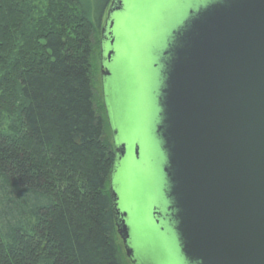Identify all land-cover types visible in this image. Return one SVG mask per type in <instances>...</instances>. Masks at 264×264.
<instances>
[{
  "label": "water",
  "instance_id": "obj_1",
  "mask_svg": "<svg viewBox=\"0 0 264 264\" xmlns=\"http://www.w3.org/2000/svg\"><path fill=\"white\" fill-rule=\"evenodd\" d=\"M155 1L138 3L149 9ZM202 3L180 0L179 9L161 14L156 28L164 26L168 35L149 49L158 60L155 134L164 157L162 205L153 204L150 223L161 232L166 217L161 234L173 235L183 264H264V0ZM130 4L112 0L101 30L104 102L116 155L110 194L126 257L162 264L161 253L160 261L134 250L130 215L114 186L123 162L133 154L140 160L138 144L131 152L119 142L129 119L111 70ZM186 11L169 31L168 23Z\"/></svg>",
  "mask_w": 264,
  "mask_h": 264
},
{
  "label": "trees",
  "instance_id": "obj_2",
  "mask_svg": "<svg viewBox=\"0 0 264 264\" xmlns=\"http://www.w3.org/2000/svg\"><path fill=\"white\" fill-rule=\"evenodd\" d=\"M111 2L0 0V264H126L92 64Z\"/></svg>",
  "mask_w": 264,
  "mask_h": 264
},
{
  "label": "rangeland",
  "instance_id": "obj_3",
  "mask_svg": "<svg viewBox=\"0 0 264 264\" xmlns=\"http://www.w3.org/2000/svg\"><path fill=\"white\" fill-rule=\"evenodd\" d=\"M40 1L42 2V0ZM131 1L130 12L121 17L122 23L117 34L118 36L121 34V38L124 39L117 47V62L111 67V70L115 78L114 85L118 86L120 98L127 104L126 120L129 119L127 126H123L121 129L119 142L126 143L131 152L138 144L140 160H137L134 154L132 157H128L120 167L114 186H117L124 197L121 208L130 215L129 225L134 234V250H141V252H145L146 256H151L152 259L156 257L160 261L162 255V264H183L178 258L173 235L161 234L158 227L150 223L151 207L154 203L162 205L160 190L164 157L155 134L156 91L159 79V73L155 66L158 60L155 56L150 55L149 49L159 38L163 40V37L168 35L167 30L164 33L166 29L163 28L164 26L156 28L159 16L165 12L168 13V10L179 9L180 0H156L149 9L140 7L139 0H125V3L128 4ZM205 1L201 0L203 3ZM138 13L143 16L139 17ZM106 15L107 12L104 15L103 24ZM186 16L187 11L182 17L169 22L168 30L175 28ZM154 29L158 32L156 33ZM159 32L161 35L158 34ZM101 38L102 35L99 34L97 36L99 46L95 49L92 60L93 80L97 106L100 113L106 117L105 111L102 110L104 108V87L101 71ZM145 113H149L148 117L143 116ZM106 137L114 145L115 150V141L109 125ZM153 185L156 186L155 189H153ZM125 263L131 264L127 257Z\"/></svg>",
  "mask_w": 264,
  "mask_h": 264
},
{
  "label": "flooded vegetation",
  "instance_id": "obj_4",
  "mask_svg": "<svg viewBox=\"0 0 264 264\" xmlns=\"http://www.w3.org/2000/svg\"><path fill=\"white\" fill-rule=\"evenodd\" d=\"M110 7V6H109ZM109 9V8H108ZM105 22V21H104ZM103 26H104V24L102 25V28H103ZM102 68H103V66H102V63H101V71H102ZM163 218V220H164V223H165V221H166V217L165 216H163L162 217ZM160 223H161V232H163V233H165V230H166V225L164 224V223H162L161 221H160ZM129 261H130V263L131 264H136V262L138 261V260H134L135 261V263L133 262V260H131V259H129V258H127Z\"/></svg>",
  "mask_w": 264,
  "mask_h": 264
}]
</instances>
